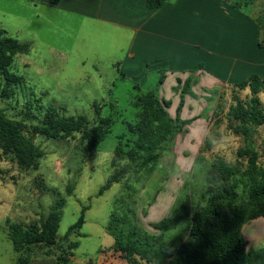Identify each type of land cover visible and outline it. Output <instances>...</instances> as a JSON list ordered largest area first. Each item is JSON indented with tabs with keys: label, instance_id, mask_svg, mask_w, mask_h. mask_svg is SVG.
Returning <instances> with one entry per match:
<instances>
[{
	"label": "rangeland",
	"instance_id": "rangeland-1",
	"mask_svg": "<svg viewBox=\"0 0 264 264\" xmlns=\"http://www.w3.org/2000/svg\"><path fill=\"white\" fill-rule=\"evenodd\" d=\"M222 1L230 7L240 5L241 9L232 8L243 10L257 27L261 21L259 42L264 41V0ZM0 4V12L13 9L4 0ZM1 22L3 29H10L7 19L0 17ZM17 31L12 28L7 35L34 41V46L30 53L17 55L10 70L23 78V84L15 98L0 100V109L8 118L24 123L28 129L37 125L38 120L26 116L25 106L31 102L37 116L39 109L55 107L67 117L85 116L92 123L112 117L116 124L88 158L80 135L67 140L35 137L44 154L37 170H22L12 155L0 151V264H15L20 256L8 237L9 225L42 222L55 208L60 211L59 238L67 235L83 213L85 216L84 226L70 235L72 242L79 243L72 251L70 264H128L112 250L114 240L107 228L115 216L150 233H158L151 224L173 218L165 239L175 246L189 241L191 216L207 203L206 175L210 166L218 156L234 161L237 150L244 145L242 138L229 132L225 121L220 123L213 117L219 105L231 104L232 90H206L209 97L204 95L199 107L206 106L207 110L197 118H182L189 124L162 150L156 167L132 173L101 193L108 178L126 163L116 156L117 148L122 144L127 151L129 140L135 139L129 126L140 120L138 99L145 92H158L159 76L149 72L145 78L125 79L119 66L113 68L109 59L95 67L88 61L87 46L79 38L75 23L62 20L48 22L44 29L22 34ZM159 89L168 95L167 87ZM171 113L176 115V109ZM263 137L264 127L258 131L259 145ZM207 139L209 148L205 145ZM61 201L65 202L62 207L58 205ZM243 234L249 247H264V219L248 222ZM30 256L31 264H58L61 251L35 247Z\"/></svg>",
	"mask_w": 264,
	"mask_h": 264
},
{
	"label": "trees",
	"instance_id": "trees-1",
	"mask_svg": "<svg viewBox=\"0 0 264 264\" xmlns=\"http://www.w3.org/2000/svg\"><path fill=\"white\" fill-rule=\"evenodd\" d=\"M60 0H50L58 4ZM168 0H146L149 9L162 8ZM241 9L240 5H233ZM259 31L263 33L261 21ZM262 35V34H261ZM264 48V41L259 42ZM30 45L23 44L0 31V100L13 99L23 84V78L12 73L14 59L19 54H28ZM163 81H159V86ZM190 81L185 82L176 117H171V102L160 97L158 92L148 91L138 99L141 107L139 122L129 126L135 138L129 140L128 150L120 144L116 156L126 163L110 176L101 193L120 183L132 173L153 169L160 163L162 150L182 132L189 122L182 120L181 111ZM232 90L231 104L219 105L213 117L225 121L230 133L240 137L244 145L236 152L234 161L218 156L206 175L207 203L193 212L189 226L190 240L175 246L166 239L174 219L165 218L151 227L158 233L132 224L122 216L113 217L107 231L113 238V252L128 264H264V247L255 250L249 247L243 234L244 226L264 219V137L258 144V131L264 127V78L252 75L247 80L229 85ZM242 92H248L245 97ZM26 116L38 120L31 129L19 121L8 118L0 109V151L12 155L22 170H37L43 152L34 141L35 137L47 139H71L80 135L86 158L96 153L112 133L114 118H99L93 123L85 116L67 117L60 109L48 107L37 112L33 103L25 106ZM223 114V117L221 116ZM205 145L209 147L207 139ZM60 207L64 201L58 203ZM57 205V206H58ZM179 219V218H176ZM85 224L84 213L67 235L59 238L60 211L56 208L42 222L28 225L11 223L8 237L17 253L15 264H31L30 253L35 247L58 249L61 256L58 264H70L72 251L79 246L70 235ZM48 254H51L49 252Z\"/></svg>",
	"mask_w": 264,
	"mask_h": 264
},
{
	"label": "crops",
	"instance_id": "crops-1",
	"mask_svg": "<svg viewBox=\"0 0 264 264\" xmlns=\"http://www.w3.org/2000/svg\"><path fill=\"white\" fill-rule=\"evenodd\" d=\"M4 1L13 9L0 12L10 24L6 30L1 22L0 31L8 34L18 28L22 34L44 29L48 22L75 23L87 46L88 61L95 67L109 59L125 79L145 78L149 72L158 75L157 85L162 80L160 87L168 89V95L159 89L160 97L171 102L173 118L171 110L177 112L186 81L190 87L181 118L191 119L207 110L199 107L204 95L209 97L206 90L224 89L254 74L264 78L259 28L243 10H234L222 0H168L155 10L147 7L146 0ZM17 40L33 50L34 41Z\"/></svg>",
	"mask_w": 264,
	"mask_h": 264
}]
</instances>
